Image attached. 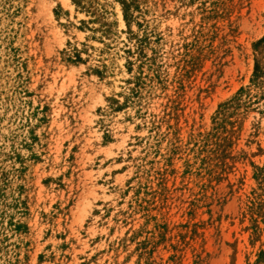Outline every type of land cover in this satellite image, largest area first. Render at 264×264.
Segmentation results:
<instances>
[{
    "label": "rangeland",
    "instance_id": "374dc122",
    "mask_svg": "<svg viewBox=\"0 0 264 264\" xmlns=\"http://www.w3.org/2000/svg\"><path fill=\"white\" fill-rule=\"evenodd\" d=\"M0 264H264V0H0Z\"/></svg>",
    "mask_w": 264,
    "mask_h": 264
}]
</instances>
